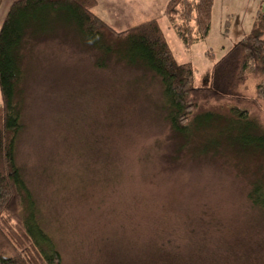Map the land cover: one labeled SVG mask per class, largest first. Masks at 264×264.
Listing matches in <instances>:
<instances>
[{"label": "rangeland", "instance_id": "1", "mask_svg": "<svg viewBox=\"0 0 264 264\" xmlns=\"http://www.w3.org/2000/svg\"><path fill=\"white\" fill-rule=\"evenodd\" d=\"M98 1L94 13L115 30L128 27L126 18L116 23L115 0ZM260 3L214 0L209 35L191 47L162 21L176 60L195 67L197 86L212 67L206 52L216 60L248 33ZM51 31L24 46L15 160L62 264H167L162 250L175 252V264H264V210L247 197L264 156L246 159L224 142L208 153L182 147L165 120L158 76L105 56L61 21ZM256 81L247 80L245 96ZM234 103L200 109L229 118ZM254 114L264 118V101Z\"/></svg>", "mask_w": 264, "mask_h": 264}, {"label": "trees", "instance_id": "2", "mask_svg": "<svg viewBox=\"0 0 264 264\" xmlns=\"http://www.w3.org/2000/svg\"><path fill=\"white\" fill-rule=\"evenodd\" d=\"M96 3L97 0H12L1 20L0 264H62L55 243L38 222L37 205L15 160L22 129L24 46L31 49V40L51 33L58 21L72 26L105 56L142 67L159 77L165 120L183 141L182 147L194 145L200 153H208L224 142V146L235 147L246 159L264 156V118L254 114L264 101V0L253 14L248 33L216 60L211 51L206 52L212 67L204 86L196 85V69L190 61L176 60L158 18L115 30L94 13ZM213 3L214 0H168L163 17L185 47L208 37ZM97 64L105 65L103 59ZM251 77L257 80L254 92L245 96L243 89ZM222 99L235 102L229 107V118L209 108L200 109ZM210 130H216L212 137L207 136ZM249 183V201L264 210V159L257 162ZM170 251L156 254L161 260L166 255L167 264H175L177 257ZM197 252L196 244L189 251L191 260Z\"/></svg>", "mask_w": 264, "mask_h": 264}, {"label": "crops", "instance_id": "3", "mask_svg": "<svg viewBox=\"0 0 264 264\" xmlns=\"http://www.w3.org/2000/svg\"><path fill=\"white\" fill-rule=\"evenodd\" d=\"M134 1L135 0H115V2H117V3H113L114 9L116 10L117 13H120V14L122 13L121 14L122 18L119 21H116V23L123 21L125 18L127 20V24H129L128 27L131 25H134L136 23L151 19V18H158L161 26H162L163 20L166 23V20L163 18L162 14H163V8H164L167 0H146L145 1L146 4H141L140 10L132 5ZM100 2L101 1L97 0L96 5L94 6L95 10H101L102 9ZM7 6H6V8H7ZM6 8L4 9V3L2 2L1 6H0V13H2V17L0 18V22L3 18V15L5 13ZM113 14H114L115 18H118L116 13H113ZM99 17L102 18L101 16H99ZM252 17H253V14H252ZM227 24H228V22H227ZM251 26H252V23H251ZM251 26L249 27V30L251 29ZM128 27H126V28H128ZM126 28H124V29H126ZM121 30H123V29H121Z\"/></svg>", "mask_w": 264, "mask_h": 264}]
</instances>
